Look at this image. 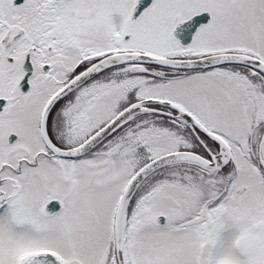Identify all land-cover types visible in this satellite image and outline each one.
Here are the masks:
<instances>
[{
  "label": "snow or ice",
  "instance_id": "snow-or-ice-1",
  "mask_svg": "<svg viewBox=\"0 0 264 264\" xmlns=\"http://www.w3.org/2000/svg\"><path fill=\"white\" fill-rule=\"evenodd\" d=\"M0 264H264V0H0Z\"/></svg>",
  "mask_w": 264,
  "mask_h": 264
}]
</instances>
